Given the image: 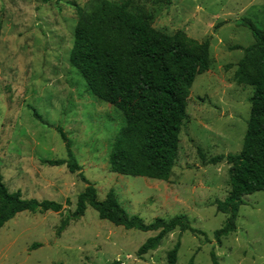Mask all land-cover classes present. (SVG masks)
Masks as SVG:
<instances>
[{
    "label": "rangeland",
    "instance_id": "rangeland-1",
    "mask_svg": "<svg viewBox=\"0 0 264 264\" xmlns=\"http://www.w3.org/2000/svg\"><path fill=\"white\" fill-rule=\"evenodd\" d=\"M101 1L0 0V174L10 192L64 207L62 214L23 212L9 221L0 230V264H168V253L179 241L176 264H213L212 251L219 264H264V191L244 198L236 231L219 245L214 232L228 215L217 210L216 202L230 194L229 165L201 158L242 150L254 89L235 80L244 56L235 48L254 44L251 31L241 25L244 20L264 30V0H132V9L152 13L154 28L168 35L184 31L211 44V67L191 89L168 182L110 171L109 156L124 117L96 99L70 64L78 12L90 18ZM58 128L71 140L81 173L100 200L113 190L129 215L148 224L186 215L207 237L176 230L140 259L139 248L157 233L117 227L92 207L58 235L61 221L75 211L87 187L80 172L42 163L68 158ZM36 243L41 247L34 250Z\"/></svg>",
    "mask_w": 264,
    "mask_h": 264
},
{
    "label": "trees",
    "instance_id": "trees-1",
    "mask_svg": "<svg viewBox=\"0 0 264 264\" xmlns=\"http://www.w3.org/2000/svg\"><path fill=\"white\" fill-rule=\"evenodd\" d=\"M48 2L49 0H44ZM70 64L83 77L88 91L98 100L112 105L124 117V126L116 136L109 156L112 173L129 177L170 181L177 162L180 135L187 119L191 89L198 76L208 72L212 59L210 41H198L184 31L168 35L153 27V15L145 7L132 9V0H102L90 18L79 10ZM248 28L254 44L244 50L235 72L238 85L252 87L251 113L242 150L238 154L220 155L204 163L229 165L230 194L217 201V210L228 215L223 228L214 232L219 245L236 231L235 223L246 196L264 191V30L250 20ZM34 116L40 119L37 111ZM67 149V160H42L51 167L66 165L79 173L86 189L79 194L76 209L58 227L61 235L71 222L85 216L92 207L101 220L126 230L156 232L138 250L140 259L156 251L165 238L176 230L207 237L193 228L186 215L166 221L157 218L146 223L129 215L111 190L100 200L96 188L81 173L72 142L58 128ZM63 205L51 201L25 199L22 191L10 192L0 174V230L23 212L63 213ZM41 247L36 243L34 250ZM180 241L168 253V264H176ZM213 264H219L211 252ZM114 264H119L115 262ZM192 264V260L190 262Z\"/></svg>",
    "mask_w": 264,
    "mask_h": 264
}]
</instances>
